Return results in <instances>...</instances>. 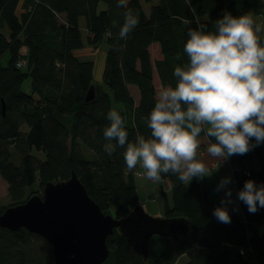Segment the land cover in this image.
Masks as SVG:
<instances>
[{
  "label": "trees",
  "instance_id": "16d2710c",
  "mask_svg": "<svg viewBox=\"0 0 264 264\" xmlns=\"http://www.w3.org/2000/svg\"><path fill=\"white\" fill-rule=\"evenodd\" d=\"M144 1L148 10L143 0H127L126 6H118L117 0H0V174L13 206L26 202L36 184L43 191L47 183L68 180L75 172L104 213L129 215L139 205L135 179L143 172L127 167L124 147L111 155L104 151L103 129L110 123L107 113L113 102L123 104L116 109L125 119L129 140L137 132L149 135L145 117L156 92L175 86L173 70L187 60L183 45L189 28L207 25L214 30L225 11L250 12L264 24V0ZM129 9L138 24L122 38L119 31ZM87 47L104 51L101 82L94 79L95 62L84 58ZM154 47L160 53L157 60ZM7 53L5 67L1 59ZM23 59L25 70L17 67ZM28 78L29 94L22 90ZM94 84L96 97L86 102ZM131 86L138 90V104ZM227 160L238 190L248 179L264 183V144ZM164 175L172 183L168 217L187 218L188 234L178 239L153 236L144 260L115 229L103 264H176L182 257L186 264H264V208L252 213L241 202L239 213L228 206L232 220L223 223L213 215L221 202L211 198L202 178L187 183L176 174ZM162 240L168 241L165 249L159 245ZM0 264H54L53 250L25 228L0 227Z\"/></svg>",
  "mask_w": 264,
  "mask_h": 264
},
{
  "label": "clouds",
  "instance_id": "9594fccd",
  "mask_svg": "<svg viewBox=\"0 0 264 264\" xmlns=\"http://www.w3.org/2000/svg\"><path fill=\"white\" fill-rule=\"evenodd\" d=\"M126 6L127 0H117ZM207 25L188 29L183 45L186 62L174 67L175 86L156 92L155 103L145 117L150 134L137 132L129 140L125 119L110 109L109 125L103 129L104 151L111 155L124 147L129 169L139 164L142 175L159 181L172 173L190 183L211 175L234 154L241 155L264 144V24L250 12L233 15L225 11ZM138 24L128 10L119 36L126 37ZM206 154L207 159L203 158ZM231 176L221 178L217 192H224L220 206L213 209L218 221L230 223L228 208L233 201ZM237 198L255 213L264 208V183L245 181Z\"/></svg>",
  "mask_w": 264,
  "mask_h": 264
},
{
  "label": "water",
  "instance_id": "95a60500",
  "mask_svg": "<svg viewBox=\"0 0 264 264\" xmlns=\"http://www.w3.org/2000/svg\"><path fill=\"white\" fill-rule=\"evenodd\" d=\"M95 97L92 85L86 102ZM0 227L25 228L46 239L52 245L54 264H103L110 256L107 240L115 229L148 260L153 236L178 239L188 234L190 223L185 217H152L139 205L123 218L106 214L73 172L68 180L47 183L43 196L34 194L4 210Z\"/></svg>",
  "mask_w": 264,
  "mask_h": 264
},
{
  "label": "rangeland",
  "instance_id": "374dc122",
  "mask_svg": "<svg viewBox=\"0 0 264 264\" xmlns=\"http://www.w3.org/2000/svg\"><path fill=\"white\" fill-rule=\"evenodd\" d=\"M157 3V0L154 1ZM143 6L146 10L149 8V4H146L143 0ZM255 20L258 22L261 21L260 17L253 16ZM86 33V31H84ZM262 39H264V32L261 34ZM153 59L157 60L160 57L159 51L154 47L153 49ZM27 49L23 48L22 53H26ZM86 53L85 59H92L95 62V69H94V79L96 82H101L103 77V72L105 69V54L102 49L94 48V47H87L84 51ZM10 55L7 53L3 56L1 59V64L3 66H8L9 64ZM25 64L19 68H24L26 65V61L22 60ZM18 67V66H17ZM25 70V68H24ZM95 85V84H94ZM103 85V84H102ZM105 86V85H103ZM22 90L26 93H31V79L28 78L24 81L22 85ZM131 93L134 95V98L136 100V103H139V98L137 97V90L135 87H130ZM122 103L113 102V108L118 110L122 108ZM112 108V109H113ZM117 110V109H116ZM24 131H28L27 128L24 129ZM40 159L45 158L42 153L35 154ZM138 169L142 172L146 171L143 169L141 165H137ZM223 168L220 170H214L211 175L201 177L202 181L205 183L204 180L209 182V185H206L207 189L210 191V195L212 199L218 200L221 202L222 195H224V192H217L216 186L221 180V178L225 176H231L232 177V183L229 185L233 189V203L229 204L230 208H234L237 212L242 213L241 209V201L237 198L238 193V187L236 184V177L233 175V167L230 166V164H225V166H222ZM219 174H222V177L219 178ZM139 175V174H138ZM136 176L135 183L137 185V191H138V197H139V206L145 209V211L152 217L156 218H167V205L171 206L173 205L172 199V189L169 178L165 175H162V178L159 181H154L150 178H148L146 175L142 176ZM164 180L163 182H161ZM165 182V183H164ZM45 187V186H44ZM35 188V189H34ZM9 186L6 180L1 176L0 174V206L6 210L8 207L13 206L14 202L9 194ZM28 192V191H27ZM29 193L31 195L38 194L40 196L44 195V189L43 191H40L39 184H36L33 188L29 189ZM111 214V213H106ZM112 215V214H111ZM115 217L114 215H112ZM27 230V229H26ZM32 234V233H31ZM34 234V233H33ZM35 235V234H34ZM39 236V235H38ZM41 237V236H40ZM43 238V237H42ZM44 239V238H43ZM47 241V240H46ZM48 242V241H47ZM168 241L162 240V242L159 244L162 248H166ZM43 247L47 248L48 246L43 242ZM50 244V243H49ZM51 245V244H50ZM155 246V245H154ZM52 247V245H51ZM243 253V251H241ZM187 257L179 258L176 264H186Z\"/></svg>",
  "mask_w": 264,
  "mask_h": 264
},
{
  "label": "crops",
  "instance_id": "0c3cea01",
  "mask_svg": "<svg viewBox=\"0 0 264 264\" xmlns=\"http://www.w3.org/2000/svg\"><path fill=\"white\" fill-rule=\"evenodd\" d=\"M131 87H134V86H131ZM137 90V89H136ZM137 97L139 98V93H138V90H137ZM203 158L207 159V156L206 154H204ZM225 164H230L228 160H225L216 170H220L222 169L223 167L222 166H225ZM231 166V165H230ZM232 167V166H231ZM215 170V169H214ZM222 177V174H219V178ZM205 181V185H209V182H207L206 180ZM165 183V182H164ZM222 198H224V195L221 196Z\"/></svg>",
  "mask_w": 264,
  "mask_h": 264
},
{
  "label": "built area",
  "instance_id": "2783aa9c",
  "mask_svg": "<svg viewBox=\"0 0 264 264\" xmlns=\"http://www.w3.org/2000/svg\"><path fill=\"white\" fill-rule=\"evenodd\" d=\"M25 63L22 61V60H20L18 63H17V66L18 67H21V66H23ZM164 180H162L161 182H163ZM244 253V252H243Z\"/></svg>",
  "mask_w": 264,
  "mask_h": 264
},
{
  "label": "bare ground",
  "instance_id": "6f19581e",
  "mask_svg": "<svg viewBox=\"0 0 264 264\" xmlns=\"http://www.w3.org/2000/svg\"><path fill=\"white\" fill-rule=\"evenodd\" d=\"M121 233V232H120ZM122 234V233H121ZM157 236V235H156ZM160 237V236H159ZM164 238H168V237H164ZM150 246H151V243H150ZM110 253H111V251H110ZM149 256H150V254H149ZM110 257V256H109Z\"/></svg>",
  "mask_w": 264,
  "mask_h": 264
}]
</instances>
